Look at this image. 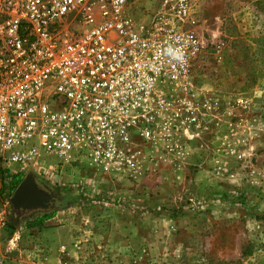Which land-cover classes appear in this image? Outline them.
Instances as JSON below:
<instances>
[{"label":"built area","instance_id":"2783aa9c","mask_svg":"<svg viewBox=\"0 0 264 264\" xmlns=\"http://www.w3.org/2000/svg\"><path fill=\"white\" fill-rule=\"evenodd\" d=\"M132 1L0 0L3 167L48 181L38 161L53 155L54 174L135 176L157 147L177 154L182 137L221 126L213 96L197 98L194 1L155 0L147 24Z\"/></svg>","mask_w":264,"mask_h":264},{"label":"rangeland","instance_id":"374dc122","mask_svg":"<svg viewBox=\"0 0 264 264\" xmlns=\"http://www.w3.org/2000/svg\"><path fill=\"white\" fill-rule=\"evenodd\" d=\"M193 1L196 20L193 30L203 46L195 67L197 83L211 87L207 94L218 102L220 112L216 116L220 123L225 117V106L231 104L237 111L230 120L232 125L238 124L241 119L237 112L242 113V105L247 108L245 101L257 98L255 102H258H253L247 110L264 109L263 0ZM130 3L129 11L139 24H147L149 18H146L152 16L157 5L155 0ZM246 93L251 96L245 97ZM208 126V131L199 129L194 136L192 132L191 140L182 137V143H205L218 129ZM208 139L212 141V137ZM164 154L176 153L157 147V151L152 150L150 160L137 163L135 176L127 177L108 174L103 169L94 170L86 164H79L78 168L72 165L54 174L48 168L55 167L58 158L44 155L38 161V168L50 180H37L60 199L58 208L46 213L35 212L8 231L11 196L1 195L0 188V239L6 231L12 237L9 242L14 243L4 247V253L0 252V263L36 264L35 259L39 258L33 250L30 224L45 214H57L40 227L56 230L70 222L73 235L77 236L73 245L76 253L67 260L59 257L49 264H264V193L260 192L264 190V167L257 166L252 160L253 154L244 156L234 152L232 193L215 191L212 195L207 189L193 187L187 177L185 180L159 179L165 172H160L164 166L154 158ZM9 168L15 174L18 172L17 165ZM131 183L139 190L143 186L152 188L150 198L146 196L150 208L145 209L151 215L148 217L152 219L151 224L158 222L153 225L151 235H146L150 239L147 245L133 240L135 234L142 236L144 232L143 219L139 218L146 213L143 196L139 194L133 199L120 195L128 193L126 188ZM160 184L182 194L176 193L164 200L166 197L158 193ZM133 204H138L140 209ZM164 219L168 232L159 238L162 231L159 220ZM3 243L7 244L5 240Z\"/></svg>","mask_w":264,"mask_h":264},{"label":"crops","instance_id":"0c3cea01","mask_svg":"<svg viewBox=\"0 0 264 264\" xmlns=\"http://www.w3.org/2000/svg\"><path fill=\"white\" fill-rule=\"evenodd\" d=\"M260 1V0H257ZM264 3V0L262 1ZM261 14V10L259 11ZM135 16V14H134ZM137 17V16H136ZM144 18V17H142ZM147 17L146 19H148ZM198 84L197 90V98L201 99L203 96L206 95L207 92L211 91V87L206 84ZM247 98L251 96L250 93L245 94ZM243 98V96H241ZM253 97H256L253 95ZM230 100V97L226 98ZM244 99V98H243ZM257 98H253L250 102L245 98L247 108L245 106H241L242 113L237 112V116L239 117L240 123L232 125L230 119H232L233 113L237 111L231 107L232 105L227 104L229 106H225L224 114L225 117L223 118L221 126L217 129L216 132H213L212 141H208V137L206 138V142L203 141H192L188 143H182V149L177 154H164L155 156V160L160 161V164H163L164 170H160L163 175L161 174L159 179L166 180L169 177H173L176 180H185L186 177L192 181L193 187H198L201 189H207L209 193L212 195L215 191L218 193L223 194H231L232 193V184L230 178L232 177V154L239 153L246 156L248 154L252 155V160L257 164V166L264 167V109L263 108H255L256 110L250 109L249 106L255 102ZM244 101V100H243ZM243 101H240L242 104H245ZM257 101V100H256ZM258 102H255V104ZM261 105V104H260ZM238 107V106H237ZM259 110V111H258ZM219 152V153H218ZM143 162H146L145 160ZM222 170H220V166ZM18 173V172H17ZM218 174V175H216ZM222 174V175H220ZM229 179V181H227ZM189 182L190 185H192ZM177 183V181H176ZM129 188L128 193H122L120 195L126 194L125 196H132L133 199L140 195L144 198L145 207L143 209L144 215L143 217H139L143 219V227L144 232L142 236L138 234L134 236L133 240H137L139 243L146 244L149 242L150 239L146 237V235H151L152 227L158 221L152 223V219H150V213L145 209L150 208V206L146 204L147 199H149V195L152 193V188L143 186V190H139L138 186L134 183L128 184ZM131 185V186H130ZM156 189V188H155ZM173 188H168L167 186L160 184L158 187V193L160 196L166 197L164 200L167 199L168 196H172L176 193L182 194V192H178L172 190ZM118 191H120L118 189ZM260 192L264 193V190ZM121 193V192H118ZM147 196V199H146ZM133 207H137L140 209L138 204H133ZM148 212V213H147ZM57 217V214L53 215L49 219H45L44 221H40V218H36L35 220L38 221L39 225H35V227L31 228L32 234V242H34L33 250H36L35 253H38V258L35 259L37 261L36 264H46L50 263L51 261L54 262L56 258H65L66 260L68 257L73 255L75 249L73 245L75 243V239L77 236L72 232L71 223H65L62 228L58 229H45L44 227H40L44 222L52 220ZM150 217V218H148ZM10 218V216H9ZM8 218V223H9ZM147 218V222H144ZM139 221V220H138ZM138 226H140V222H137ZM159 223L162 225L161 232L159 233V238L165 235V232H168V224L167 221L159 220ZM10 224V223H9ZM44 226V225H43ZM159 227V226H158ZM148 229L146 232L145 230ZM4 234L0 239V252H3L4 247H8L14 243L9 242L12 237H8L7 232L3 231ZM17 234V233H16ZM60 236V237H59ZM3 238V239H2ZM3 240L7 243L4 245ZM15 240V237L14 239ZM131 240V242L133 241ZM33 252V251H32ZM2 257V256H1ZM8 258V257H6ZM55 258V259H54ZM6 260V259H5ZM7 263V262H6Z\"/></svg>","mask_w":264,"mask_h":264},{"label":"water","instance_id":"95a60500","mask_svg":"<svg viewBox=\"0 0 264 264\" xmlns=\"http://www.w3.org/2000/svg\"><path fill=\"white\" fill-rule=\"evenodd\" d=\"M59 203L60 199L30 172L25 175L9 198L12 208L9 223L18 226L35 212L46 213L56 210Z\"/></svg>","mask_w":264,"mask_h":264},{"label":"trees","instance_id":"16d2710c","mask_svg":"<svg viewBox=\"0 0 264 264\" xmlns=\"http://www.w3.org/2000/svg\"><path fill=\"white\" fill-rule=\"evenodd\" d=\"M24 174L22 173H12L11 171L0 164V188L1 195L3 196H11L14 190L17 188L21 180L23 179ZM53 214H45L40 218V221H44L45 219H49ZM35 225H39L38 221L34 220L30 226L35 227ZM8 231H12L14 227L9 224Z\"/></svg>","mask_w":264,"mask_h":264}]
</instances>
